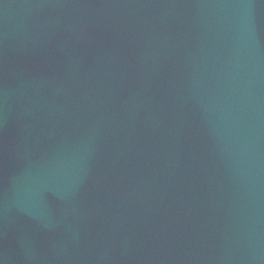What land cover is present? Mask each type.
I'll return each instance as SVG.
<instances>
[{
	"label": "water",
	"instance_id": "1",
	"mask_svg": "<svg viewBox=\"0 0 264 264\" xmlns=\"http://www.w3.org/2000/svg\"><path fill=\"white\" fill-rule=\"evenodd\" d=\"M141 8L126 0H0V264L155 263L128 215L146 195L166 213L175 200L170 191L152 194L163 187L164 165L154 160L158 174L153 162L138 164V148L155 145L137 148L128 122L149 116L143 135L169 123L167 76L176 73L166 74L156 44L167 36L173 49L179 44L173 28L160 32ZM60 22L64 38L36 37L53 35ZM77 43L89 52H77ZM236 52L232 82L245 84ZM258 78L250 82L262 89ZM227 252L232 264L239 259L233 244Z\"/></svg>",
	"mask_w": 264,
	"mask_h": 264
},
{
	"label": "bare ground",
	"instance_id": "2",
	"mask_svg": "<svg viewBox=\"0 0 264 264\" xmlns=\"http://www.w3.org/2000/svg\"><path fill=\"white\" fill-rule=\"evenodd\" d=\"M232 65H234V62H232ZM240 86H241V84H237V85L236 84H232V92L240 91L241 90ZM261 102H262V100L260 98L256 97V96L250 98V104H251L252 109H258ZM263 109H264V107H261L259 109V111H262ZM236 134H238V133H236ZM249 146H250V143H249ZM251 147L252 146H250V149L248 148V149H245V150L242 149V148L240 149V148L236 147V148H234L232 150V154L234 155V157L232 159L234 160L233 163L235 164L233 166H235V167L240 166L241 163L244 162V161H241V158L242 159H246V158H248L250 156Z\"/></svg>",
	"mask_w": 264,
	"mask_h": 264
}]
</instances>
